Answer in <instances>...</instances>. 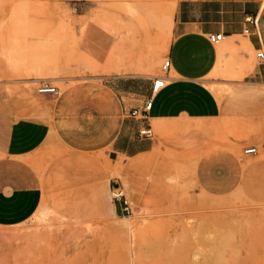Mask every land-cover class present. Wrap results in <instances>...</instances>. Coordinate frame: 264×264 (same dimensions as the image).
I'll list each match as a JSON object with an SVG mask.
<instances>
[{
  "label": "rangeland",
  "instance_id": "rangeland-1",
  "mask_svg": "<svg viewBox=\"0 0 264 264\" xmlns=\"http://www.w3.org/2000/svg\"><path fill=\"white\" fill-rule=\"evenodd\" d=\"M177 1L0 0V137L17 117L44 119L45 105L50 117L46 123L50 121L54 134L58 118L73 131L64 141L55 135V144L36 168L48 177L40 202L56 203L62 217L44 232L49 231L46 238L56 264H115L119 253L131 254V245H143L147 238L157 240L160 248L148 255L137 248L136 257L143 264H210L202 253L219 242L222 253L214 264H264V152L258 148L256 154L242 153L244 147L259 146L264 134L245 140L240 133L254 135L264 127V59L257 60L255 50H249V57L245 52L224 54L233 72L242 68L241 77L220 70L204 80L227 88L223 96L231 99L230 123L239 130L225 127L187 135L183 127L162 134L150 119L149 151L124 157L109 147L121 114L101 87V75L108 73L101 68L104 62L85 51V31L89 25L102 28L113 39L111 47H129L127 61L140 60L146 76H161ZM259 3L250 27L264 51V0ZM146 11L155 22L138 19ZM77 54L91 60V67L76 63ZM42 62L74 72L55 74ZM28 66L35 71L26 74L23 69ZM254 68L260 75L250 78ZM42 81L56 93H36ZM115 168L116 177L111 176ZM105 185L112 195L122 194L111 197L115 214L137 223L125 229L101 216ZM31 225L30 219L0 226V237L8 240L11 233ZM211 234L219 242L213 243ZM3 241L1 252L11 243ZM120 244L127 248L119 249ZM195 250L200 252L196 261Z\"/></svg>",
  "mask_w": 264,
  "mask_h": 264
},
{
  "label": "crops",
  "instance_id": "crops-1",
  "mask_svg": "<svg viewBox=\"0 0 264 264\" xmlns=\"http://www.w3.org/2000/svg\"><path fill=\"white\" fill-rule=\"evenodd\" d=\"M259 7L258 0L177 1L171 15L169 40L162 52L164 59L168 60V68L161 75L163 86L156 92L151 91V82L158 75L146 76L140 60L128 59L118 65L111 61L103 64L102 70L108 73L101 75V87L117 103L121 114L116 129L112 131L111 152L133 157L149 151L152 146L150 138H138L136 133L138 129L150 126V119L162 134L183 127H186L187 135L225 127L239 130L230 123L227 111L232 107L231 99L223 96L227 88L204 80L211 71L218 74L220 70L241 77L242 68L233 72L224 54L245 52L249 57L250 49L260 48L250 27ZM244 28H247V37L233 39L242 35ZM209 33L223 35L220 47L215 48L209 43ZM112 41L102 28L94 25L87 27L83 39L86 53L94 55L100 64L106 59ZM128 49L125 50L130 55ZM248 57L246 65L252 69ZM259 75L260 70L254 68L248 76L257 78ZM250 91L253 90L246 93ZM147 99L151 100V105L143 118L129 115L131 109L140 110ZM42 110L44 119L17 117L7 124L0 137V226L7 228L23 224L41 209L52 210L60 216L56 203L40 202L41 187L48 177L41 175L36 168L46 151L55 144V135L64 141L73 131L67 128L64 118H58L54 134L50 121L46 123L50 118L47 105ZM180 117L185 119H178ZM259 130L254 135L245 130L240 133L249 140L258 133L264 134V127L260 126ZM117 173L115 168L111 176L116 177ZM111 197L112 192L105 185L103 209L110 203L115 212Z\"/></svg>",
  "mask_w": 264,
  "mask_h": 264
},
{
  "label": "bare ground",
  "instance_id": "bare-ground-1",
  "mask_svg": "<svg viewBox=\"0 0 264 264\" xmlns=\"http://www.w3.org/2000/svg\"><path fill=\"white\" fill-rule=\"evenodd\" d=\"M144 13H146V15H144V16H142L140 14V17L138 18L140 21L150 22L152 20L153 22H155L154 19L152 18L154 15L152 16L147 11ZM160 19L161 18H159L158 20L160 21ZM221 42H219V43H221ZM109 49L110 50L107 53V57L104 60L103 64H106L107 62L111 61L110 63H117L115 65H118V64H122L125 61H127V58L129 57V55H127V53H126L127 51L125 50V47L123 45L113 46ZM77 58H78V60L75 61L76 63L80 60L84 64H86V65L88 64L90 66V62H92L91 60L88 61L89 59H87V58H84V57L82 58V56L80 54H77L76 59ZM44 64L45 63L42 62V66H44V68L52 69L53 73H55V74H59L63 71L74 72V71H72L73 69H71V68L68 69L67 67L62 68V67H58L57 65L55 66V65H51V64H45V65ZM35 68L36 67H34V66L33 67L28 66L27 68H24L23 70L26 72V74H29V73L34 72ZM109 204L106 205V207H104V209L102 210L101 216L105 217L106 219L112 220L114 223L115 222L120 223L117 225H119V226L122 225L123 228H125V227L129 228L135 222V220H131V218L128 216H123V217L117 216ZM60 218H62V217H60L58 214H56V212H53L52 210H46V209L42 210L41 209V210L37 211L32 216L31 220L33 221V225L24 226L22 228H19L17 230V232H15V233L13 231H12L13 233L10 232L11 235L8 237V240H5L6 237H0V239L4 238V241L2 240L4 243L5 242L6 243L11 242L10 244L7 243L8 245L6 244L7 248L6 249L4 248L3 252H1V250H0V252L2 253L0 255L1 256L0 264H42V263L43 264H53V263L56 264L54 261L56 257L52 255V253H53L52 251L54 249H53V247L51 248V246L49 245L47 238H46V235L48 234L49 231H47V233H44V232H46L45 226L49 225V223H51V221L60 220ZM61 221H63V220H61ZM60 223H62V222H60ZM135 223H137V221ZM49 226L47 228H49ZM62 226H64V225H62ZM47 230H49V229H47ZM0 234L3 236L4 233L0 232ZM132 235H133V233H132ZM210 236H211V240L214 243V241L217 240V239H215V235L211 234ZM147 239H148V242H146L145 244L143 243V245L132 244L130 249H129L131 254L128 255V252L127 253L125 252L124 254L119 253L117 255L118 259H117V262L115 264H143V262L139 261L138 260L139 258L136 257L135 250L137 248H141V252L142 251H143L142 253L146 252L145 254L155 252V250H156L155 253H157V248H160L159 243L156 242L157 240L149 241V238H147ZM181 240L185 241L184 235L181 236ZM2 241H0V243ZM219 243L212 244V246L208 252L202 253L204 259L206 260V263L210 262V264H214L215 259L218 256H220V254L222 253L221 252L222 247L220 245L221 243L220 244ZM122 244H120L121 247L118 246L119 249L120 248L122 250L126 249L127 246L122 245ZM198 255H200V252L198 250L193 251L192 256H193L194 261H196L199 258V257L197 258Z\"/></svg>",
  "mask_w": 264,
  "mask_h": 264
},
{
  "label": "built area",
  "instance_id": "built-area-1",
  "mask_svg": "<svg viewBox=\"0 0 264 264\" xmlns=\"http://www.w3.org/2000/svg\"><path fill=\"white\" fill-rule=\"evenodd\" d=\"M243 33H247V28L243 29ZM207 40L212 45H215L223 40V35L221 33H209L207 34ZM255 58L259 61H262L264 59V51L260 50V48L255 49ZM168 68V60L163 59L160 63L159 69L163 73ZM163 86V80L161 76L156 77V79L152 80L151 82V91L156 92L158 89H160ZM56 89L54 86L50 85L47 81H42L39 83V85L36 87V93L38 94H46V93H55ZM151 105V100L147 99L140 110L134 108L129 111V115L137 118H143L146 114V111H148L149 107ZM152 135L151 128L149 125H146L145 127H142L137 130L136 136L139 137H150ZM258 148L264 152V140L260 143L259 146L255 145H249L247 147H244L242 149L243 154H256L258 151ZM117 189V188H116ZM113 197H116L117 199L122 196L120 191L115 192ZM122 204H124L123 209L127 213V209L125 206V201L122 200Z\"/></svg>",
  "mask_w": 264,
  "mask_h": 264
}]
</instances>
